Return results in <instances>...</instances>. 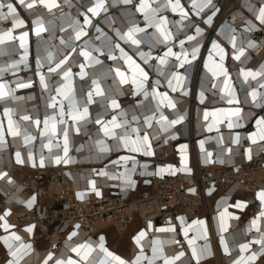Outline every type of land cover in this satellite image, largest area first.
Segmentation results:
<instances>
[{
	"label": "bare ground",
	"instance_id": "1",
	"mask_svg": "<svg viewBox=\"0 0 264 264\" xmlns=\"http://www.w3.org/2000/svg\"><path fill=\"white\" fill-rule=\"evenodd\" d=\"M185 1L0 0V207L12 212L8 221L0 217V264H264V211L237 219L227 199L208 205L205 221L209 242L219 236L225 263H201L206 237L198 221H182L183 252L175 250L176 234L136 238L134 245V227L122 231L106 221L91 228L97 238L82 229L67 239L54 231L52 243L65 239L55 251L37 240V229L8 228L36 201H26L28 172L16 164L57 166L45 173L68 176L67 190L91 191L111 180L124 191L133 175L153 170L138 157L159 141L201 136L180 148L182 169L191 148L227 164L238 152L264 148V112L250 134L240 130L264 105V35L256 36L264 32V0ZM57 190L50 183L43 196ZM35 208L29 219L41 228ZM109 229L127 235L128 252L108 246Z\"/></svg>",
	"mask_w": 264,
	"mask_h": 264
},
{
	"label": "built area",
	"instance_id": "2",
	"mask_svg": "<svg viewBox=\"0 0 264 264\" xmlns=\"http://www.w3.org/2000/svg\"><path fill=\"white\" fill-rule=\"evenodd\" d=\"M199 104L202 106L201 103ZM253 109L256 110V114L244 128L240 129L241 132L248 134L252 132L254 122L260 116L259 113L264 112V105ZM188 110L189 106L185 112ZM178 132L182 134L181 130ZM186 134H182L169 145H161L160 141L154 143L155 148L148 156L140 154L138 158L150 160L148 168L153 170L149 173L133 175L124 191L113 185L111 180L105 183L106 186H96L91 191L86 189L80 193V191L67 190L63 181L65 178L71 182L68 176L63 173L61 175L45 173L57 166L37 164L25 167L23 164H16L28 172L22 180L23 191L29 194L26 201L32 198L36 201L30 209L25 208L26 203L19 204V207L25 208L26 211L12 222L13 224L8 227L9 231L21 229L27 232L31 228L33 233L37 229L39 233L37 240H42L51 251H55L57 247H62L71 233L77 230L82 229L92 234L93 238H97L91 228L106 221L110 227L115 228V225H118L122 231L134 227L137 232L130 238L134 245L136 238L141 241L156 234H176L175 250L183 252V244L185 248L186 244L183 241L185 237L181 234V225L183 222L193 224L198 221L205 223L203 230L206 239L198 248L201 263L214 259L225 263L223 259L225 253L221 249L219 236L215 234V238L212 237L209 242L205 222L211 217L209 206L212 203L214 209L220 201L227 199L228 210L233 209L239 213L237 219H242L243 215L255 216L258 210L264 211V206L259 208L258 197L260 193H264V148L257 152L244 150L241 152V157L238 152L230 164L218 161L217 156L209 154L202 156L203 151L197 152L191 148L186 155V167L183 166L182 169L180 148L201 140V136L189 139ZM208 135L210 134L205 136ZM243 142L245 143L246 140L244 139ZM140 144L144 148V145ZM121 152H113L112 157L122 156ZM106 161L97 165H105L108 163ZM50 183L56 185L58 190L52 194V198L46 200L43 195ZM42 198L43 203L40 201ZM37 199L41 203L40 207L37 205ZM239 200L244 203L243 208H238V206L242 207L238 203ZM2 202L5 204V201ZM34 207H36V221L38 224L40 222L43 230L40 226H36L35 221L31 223V220H34L32 219L34 216H31ZM39 212H42L41 216ZM11 215V211L9 213L6 210L1 211L0 207V217L8 221ZM245 225H248V221ZM54 231L59 235L66 234L64 241L58 240L56 244L52 243L49 238ZM47 233L49 236L45 235ZM141 233H144L142 237Z\"/></svg>",
	"mask_w": 264,
	"mask_h": 264
},
{
	"label": "rangeland",
	"instance_id": "3",
	"mask_svg": "<svg viewBox=\"0 0 264 264\" xmlns=\"http://www.w3.org/2000/svg\"><path fill=\"white\" fill-rule=\"evenodd\" d=\"M186 3V1L185 0H183V3ZM14 5L16 6L17 5V7H18V9H19V11H20V13L22 14V15H24L25 14V12H23L22 11V6L20 5V4H15V2H14ZM184 5H186V4H184ZM24 21L26 22V24L28 25V26H30V23L33 21V20H29L27 17H25L24 18ZM99 24V23H98ZM30 28L28 27V30H29ZM213 32V31H212ZM212 32H210L211 34H210V36L212 35L213 36V34H212ZM151 33V32H150ZM32 34V30H31V33H30V37H32V39H33V42L30 44V51H31V53H32V56H34L35 54V41H34V38H33V35H31ZM214 35L216 36V37H218V33L216 32V33H214ZM262 35H264V32H259L256 36H262ZM211 36V37H212ZM31 39V38H30ZM206 46V45H205ZM161 54V53H160ZM31 59V65L33 66V61L35 60V57H34V60L32 61V57L30 58ZM233 72V71H232ZM128 101V100H127ZM123 102H125V101H123ZM105 240L107 241V243H108V246L110 247L111 246V244L112 245H116V247H117V249L119 250V251H125V252H128V249H129V243H128V241H127V235H125V236H122V237H118L116 234H115V232L112 230V229H109V230H106L105 232Z\"/></svg>",
	"mask_w": 264,
	"mask_h": 264
},
{
	"label": "snow or ice",
	"instance_id": "4",
	"mask_svg": "<svg viewBox=\"0 0 264 264\" xmlns=\"http://www.w3.org/2000/svg\"><path fill=\"white\" fill-rule=\"evenodd\" d=\"M19 2L21 3V4H23L24 3V0H19ZM125 2H128V0H125ZM209 2H210V0H209ZM4 5H2V4H0V7H3ZM29 8H32L33 7V4H28L27 5ZM53 6H55L54 4H53ZM7 8H8V10L10 11V12H15V8L13 7V5L12 4H8L7 5ZM89 11H94V9H89ZM260 19H261V21L262 22H264V8H261L260 9ZM39 31H43V28H41ZM37 34H39V32L37 33ZM77 38H79V34H77ZM242 54V53H241ZM237 58H239V57H237ZM162 63H163V61H162ZM27 85H21V87H26ZM113 104H115V101H113ZM86 111V110H85ZM24 119H29V117H24ZM145 139H147V137H145ZM57 163H59L60 161H59V158L57 159V161H56ZM97 195H99V193H97ZM261 196H262V198H264V193H261ZM28 206L29 207H31V201L29 202V204H28ZM144 235V233H141L140 234V236L142 237ZM243 247H246V246H243ZM225 251H227V248H225ZM181 255H183V253H181ZM254 258V257H253ZM45 264H47V262H45ZM58 264H59V262H58ZM69 264H71V262H69ZM121 264H123V261H121Z\"/></svg>",
	"mask_w": 264,
	"mask_h": 264
},
{
	"label": "crops",
	"instance_id": "5",
	"mask_svg": "<svg viewBox=\"0 0 264 264\" xmlns=\"http://www.w3.org/2000/svg\"><path fill=\"white\" fill-rule=\"evenodd\" d=\"M37 247H38V248L42 247V244H41V243H39V244L37 245ZM125 254H126V253H125Z\"/></svg>",
	"mask_w": 264,
	"mask_h": 264
}]
</instances>
